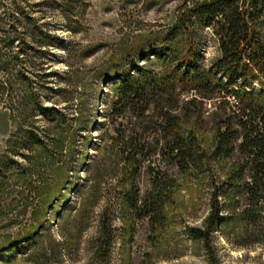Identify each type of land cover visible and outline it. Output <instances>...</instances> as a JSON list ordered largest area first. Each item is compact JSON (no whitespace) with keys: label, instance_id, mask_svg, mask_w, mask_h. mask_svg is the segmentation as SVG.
Instances as JSON below:
<instances>
[{"label":"rangeland","instance_id":"1","mask_svg":"<svg viewBox=\"0 0 264 264\" xmlns=\"http://www.w3.org/2000/svg\"><path fill=\"white\" fill-rule=\"evenodd\" d=\"M194 1L0 0V55H19L27 78L5 90L15 103L27 93L39 101L11 116L0 95V264H264V210L246 222L248 199L230 189L249 179L231 173L244 158L214 155L215 127L228 123L222 106L235 101L189 104L190 91L163 82L144 115L111 114L115 71ZM259 35L264 44V19ZM194 48L205 68L219 56L209 29L197 30ZM137 65L168 75L151 56ZM261 83L251 88L264 93ZM177 136L196 143L183 169L171 154ZM125 148L139 153L135 164ZM213 193L235 218L207 251L186 228L203 226ZM152 201L163 203L160 225L143 216Z\"/></svg>","mask_w":264,"mask_h":264},{"label":"trees","instance_id":"2","mask_svg":"<svg viewBox=\"0 0 264 264\" xmlns=\"http://www.w3.org/2000/svg\"><path fill=\"white\" fill-rule=\"evenodd\" d=\"M262 19L264 0H201L183 7L173 26L147 39L143 49L125 59L124 66L115 71L117 81L113 87L115 101L111 112L112 116L121 119L125 115H144L151 104L157 103V87L163 82L172 89L179 87L190 91L193 98L188 101L189 104L194 103L196 98H220L226 104L229 99L235 101L234 107L222 106L228 123L223 129L219 124L215 127L214 155L225 158L237 151L243 156L244 162L231 169V173L239 178L247 171L249 179L230 189L241 190L247 197V210L243 211L242 216L249 223L255 222L261 216L260 211L264 210V93L251 88L254 81H264V44L259 35ZM199 29H209L216 41L219 56L209 68L198 64L200 56L194 47ZM43 38H49V35H43ZM43 47L36 50L46 55ZM18 56L0 55V95H5L13 102L14 105L9 107L11 116L20 114L21 107L28 105V108L33 109L39 106V101H34L28 93H24L21 102L15 103L11 89L5 90L9 88L13 77L27 80L20 69H15L19 62ZM149 56L154 58L155 63L168 69L167 76L164 72L157 76L152 70L137 65L138 60H147ZM39 110L49 111L41 107ZM55 115H59L57 111H53ZM162 116L169 117L167 113ZM232 119L234 121L230 122ZM176 120L172 117V122ZM23 133L26 140L32 141L31 131L25 130ZM175 140L176 145L171 149V154L178 160L177 166L183 169L192 161L196 143L190 136H177ZM123 143L126 144V141ZM122 154L126 155L125 161L131 165L140 157L139 153L131 149L124 150ZM140 160L143 162L145 159ZM157 196L159 194L156 193L154 197ZM218 198V193L212 194L210 211L201 228H186L189 239L201 242L207 251L211 250L212 235L218 226L235 218L234 215L223 216ZM143 206L147 210L143 216L148 217L152 224L158 222L160 225L163 203L152 201Z\"/></svg>","mask_w":264,"mask_h":264}]
</instances>
